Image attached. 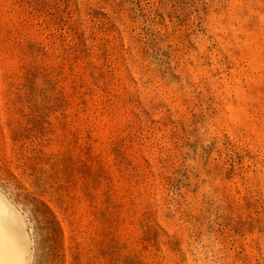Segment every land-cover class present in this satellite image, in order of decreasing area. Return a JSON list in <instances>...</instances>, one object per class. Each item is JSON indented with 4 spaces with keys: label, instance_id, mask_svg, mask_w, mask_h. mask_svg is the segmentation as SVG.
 <instances>
[{
    "label": "rangeland",
    "instance_id": "rangeland-1",
    "mask_svg": "<svg viewBox=\"0 0 264 264\" xmlns=\"http://www.w3.org/2000/svg\"><path fill=\"white\" fill-rule=\"evenodd\" d=\"M0 264H264V0H0Z\"/></svg>",
    "mask_w": 264,
    "mask_h": 264
}]
</instances>
